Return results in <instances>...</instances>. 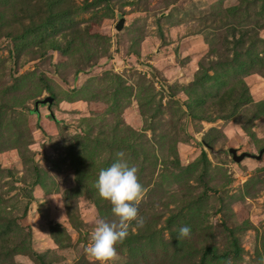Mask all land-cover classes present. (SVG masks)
<instances>
[{
  "label": "rangeland",
  "instance_id": "obj_1",
  "mask_svg": "<svg viewBox=\"0 0 264 264\" xmlns=\"http://www.w3.org/2000/svg\"><path fill=\"white\" fill-rule=\"evenodd\" d=\"M229 149H264V0H0V264H93L121 151L115 264H264V155Z\"/></svg>",
  "mask_w": 264,
  "mask_h": 264
},
{
  "label": "clouds",
  "instance_id": "obj_2",
  "mask_svg": "<svg viewBox=\"0 0 264 264\" xmlns=\"http://www.w3.org/2000/svg\"><path fill=\"white\" fill-rule=\"evenodd\" d=\"M95 188L99 197L111 205L116 219L112 222L97 220L86 251L93 264H115L118 260L117 246L129 237L132 222H136V229L143 228L145 224L135 206L143 194L138 169L129 164L123 151L118 152L115 162L100 171ZM190 233L189 226L181 227L177 239L186 238Z\"/></svg>",
  "mask_w": 264,
  "mask_h": 264
},
{
  "label": "water",
  "instance_id": "obj_3",
  "mask_svg": "<svg viewBox=\"0 0 264 264\" xmlns=\"http://www.w3.org/2000/svg\"><path fill=\"white\" fill-rule=\"evenodd\" d=\"M123 24H124V20L121 19L120 22L118 23V25L116 26V30L121 31L123 29ZM53 102H54V98L48 96L36 104V109H37L39 104L44 105V106L47 105L48 107H51ZM229 153L232 155V159L235 163H241L245 158H253L256 160L262 159V157L264 155V149L260 150L258 155H251L249 153H241L240 155H238V152L236 149H229Z\"/></svg>",
  "mask_w": 264,
  "mask_h": 264
},
{
  "label": "trees",
  "instance_id": "obj_4",
  "mask_svg": "<svg viewBox=\"0 0 264 264\" xmlns=\"http://www.w3.org/2000/svg\"><path fill=\"white\" fill-rule=\"evenodd\" d=\"M209 252H210L209 250H208V251H206L205 255H206L207 253H209ZM205 255H204V256H205Z\"/></svg>",
  "mask_w": 264,
  "mask_h": 264
}]
</instances>
